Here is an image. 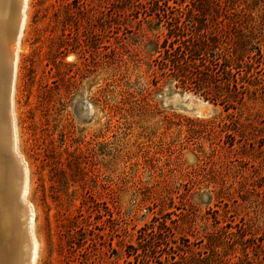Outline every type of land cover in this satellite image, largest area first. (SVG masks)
I'll list each match as a JSON object with an SVG mask.
<instances>
[{
    "label": "rangeland",
    "instance_id": "1",
    "mask_svg": "<svg viewBox=\"0 0 264 264\" xmlns=\"http://www.w3.org/2000/svg\"><path fill=\"white\" fill-rule=\"evenodd\" d=\"M24 12L12 108L34 264H264V0Z\"/></svg>",
    "mask_w": 264,
    "mask_h": 264
},
{
    "label": "bare ground",
    "instance_id": "2",
    "mask_svg": "<svg viewBox=\"0 0 264 264\" xmlns=\"http://www.w3.org/2000/svg\"><path fill=\"white\" fill-rule=\"evenodd\" d=\"M25 7L26 0H0V264H34L38 254L12 108Z\"/></svg>",
    "mask_w": 264,
    "mask_h": 264
},
{
    "label": "trees",
    "instance_id": "3",
    "mask_svg": "<svg viewBox=\"0 0 264 264\" xmlns=\"http://www.w3.org/2000/svg\"><path fill=\"white\" fill-rule=\"evenodd\" d=\"M208 39H210V42H215V39L217 38L216 34L211 35L210 37H207ZM205 46H207L205 43H199L197 45V47H194V49L190 50L189 52L192 53V55H194L195 57L201 55V53H197V52H202L203 48H205ZM204 52V51H203ZM204 54V53H202ZM211 63L214 64V66H218V65H222L223 64V72H225V74H229L231 72V69L233 68L232 66V60L228 59L226 54L224 52H222V50L219 47H216V49L212 50V56H211ZM199 58V57H197ZM222 61V62H221ZM181 62V60H180ZM173 64H179L178 60L175 59V62L173 61Z\"/></svg>",
    "mask_w": 264,
    "mask_h": 264
}]
</instances>
